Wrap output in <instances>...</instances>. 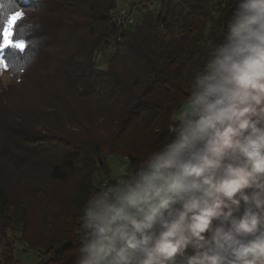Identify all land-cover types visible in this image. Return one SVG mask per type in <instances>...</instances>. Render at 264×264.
Returning a JSON list of instances; mask_svg holds the SVG:
<instances>
[{"label": "trees", "instance_id": "trees-1", "mask_svg": "<svg viewBox=\"0 0 264 264\" xmlns=\"http://www.w3.org/2000/svg\"><path fill=\"white\" fill-rule=\"evenodd\" d=\"M32 4L20 6L24 17ZM123 4L42 0L31 17L40 29L16 32L26 47L2 53L41 102L15 108L20 93L0 75V264L21 263L17 242L40 253L37 264H73L83 207L112 174L108 156L131 169L157 147L234 8L232 0L130 1L136 23L125 30L112 21ZM15 7L0 0V16Z\"/></svg>", "mask_w": 264, "mask_h": 264}, {"label": "clouds", "instance_id": "clouds-1", "mask_svg": "<svg viewBox=\"0 0 264 264\" xmlns=\"http://www.w3.org/2000/svg\"><path fill=\"white\" fill-rule=\"evenodd\" d=\"M232 3L167 135L86 201L73 264H264V0Z\"/></svg>", "mask_w": 264, "mask_h": 264}, {"label": "rangeland", "instance_id": "rangeland-1", "mask_svg": "<svg viewBox=\"0 0 264 264\" xmlns=\"http://www.w3.org/2000/svg\"><path fill=\"white\" fill-rule=\"evenodd\" d=\"M139 0H131V3H137L138 4ZM159 4L155 2L153 5V9H158ZM211 50L213 47L210 48ZM114 51L107 52L105 55V58L100 57V61L98 63V67L100 69H106L107 67V59H109ZM0 75L2 77V83L6 87H10L12 85H15V89L19 91V98L17 99L19 103L14 102V107L15 108H20V111L27 112L29 107L28 106H35L38 105L39 102H41V93H31L30 90L28 89V86H23L19 85V80L15 77L14 75L9 71L7 67H4L0 65ZM30 87V86H29ZM22 109V110H21ZM98 183L101 182L100 179H97ZM1 250V249H0ZM15 250H16V257L18 261H20V264H37L40 259L41 255L39 252L36 251H31L29 250L25 244L17 242L15 245Z\"/></svg>", "mask_w": 264, "mask_h": 264}, {"label": "snow or ice", "instance_id": "snow-or-ice-1", "mask_svg": "<svg viewBox=\"0 0 264 264\" xmlns=\"http://www.w3.org/2000/svg\"><path fill=\"white\" fill-rule=\"evenodd\" d=\"M22 16V12L11 15L4 26L0 28V65L4 67L8 66V63H5V59L2 55L6 49L13 47L22 50L26 47L24 40L15 38L17 35L15 25Z\"/></svg>", "mask_w": 264, "mask_h": 264}, {"label": "built area", "instance_id": "built-area-1", "mask_svg": "<svg viewBox=\"0 0 264 264\" xmlns=\"http://www.w3.org/2000/svg\"><path fill=\"white\" fill-rule=\"evenodd\" d=\"M131 0H124L123 6L118 7L112 14L113 23L122 29L130 30L136 23L135 15L130 11L129 4ZM109 181V180H105ZM103 181L102 184L105 182ZM80 234V232H79Z\"/></svg>", "mask_w": 264, "mask_h": 264}, {"label": "crops", "instance_id": "crops-1", "mask_svg": "<svg viewBox=\"0 0 264 264\" xmlns=\"http://www.w3.org/2000/svg\"><path fill=\"white\" fill-rule=\"evenodd\" d=\"M178 112H176L173 116V121L175 122V116ZM108 165L111 168V177L108 180H114L120 175V169H130V163L129 160L126 158H120V157H111L108 156Z\"/></svg>", "mask_w": 264, "mask_h": 264}]
</instances>
